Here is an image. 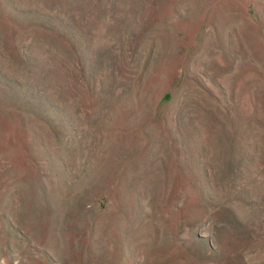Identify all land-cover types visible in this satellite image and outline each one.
I'll return each mask as SVG.
<instances>
[{
	"label": "rangeland",
	"instance_id": "rangeland-1",
	"mask_svg": "<svg viewBox=\"0 0 264 264\" xmlns=\"http://www.w3.org/2000/svg\"><path fill=\"white\" fill-rule=\"evenodd\" d=\"M0 264H264V0H0Z\"/></svg>",
	"mask_w": 264,
	"mask_h": 264
}]
</instances>
